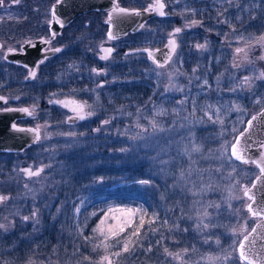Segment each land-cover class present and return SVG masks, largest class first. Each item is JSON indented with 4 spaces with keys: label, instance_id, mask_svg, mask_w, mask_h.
<instances>
[{
    "label": "rangeland",
    "instance_id": "rangeland-1",
    "mask_svg": "<svg viewBox=\"0 0 264 264\" xmlns=\"http://www.w3.org/2000/svg\"><path fill=\"white\" fill-rule=\"evenodd\" d=\"M22 1L12 8L7 0L6 6L0 9V16L16 20L14 16L21 15V8L25 7L24 10L37 14L28 15L26 22L38 17L36 20L48 30L51 6L57 0ZM163 2L167 15L157 25L164 26V23L167 27L149 31L150 34L158 35V41L165 43L175 28L183 30L175 35L176 51L163 67L145 60L148 67L137 69L132 62L139 56L130 54L134 58L129 59L126 55L132 48L118 52L122 45L130 42L128 36L108 40L106 20L109 11L80 15L62 30L63 34L70 35L77 29L93 38L89 40L88 37L85 41V57L82 56L83 60L88 56L95 58L90 61L91 65L85 66L83 61L60 72L61 80L74 75L79 82L86 81L94 98L102 100L101 105L95 107L84 99L73 97L87 102L90 107L86 111L93 112L82 124L68 125V114L58 119L43 109L42 102L63 100L66 94L8 99L5 107L28 106L32 109L35 105L34 115L19 121L22 125L41 126L42 137L24 152L0 153V195L9 197L0 203V224L7 226V230L0 229V264H99L100 257L105 254L103 249L93 251L92 243L84 237L95 236L93 229L105 214L123 219L120 210L129 208L141 209L137 224L140 215L145 211L148 214L141 233L150 226L159 229V235L164 237L181 231L191 235V243L179 245L172 238L160 241L157 232L154 237L159 242L154 241V246L153 242L149 244V249H157L152 258L144 262L137 259L136 262L133 249L119 258L114 257L115 264H239L235 252L227 261L210 258L232 252L233 240L239 243L242 237L234 236L233 228L239 229L246 221L250 231L257 221L246 210L250 201L243 198L241 188L250 187L259 170L254 164L221 158V146L228 142L230 147L249 117L264 107V76H261L264 73V59H261L264 44L257 43L264 35V0ZM119 3L133 9H145L155 0H119ZM193 20L199 23L192 25ZM32 23H28L30 28L25 25L27 33L33 32ZM4 28L6 34L0 33L3 42L0 60L3 61L6 48L11 46L5 36L11 30H7V25ZM104 44H118L116 53L108 60L99 58V48ZM197 44L207 46L198 49ZM238 47L246 49L247 59L245 52H236ZM93 69L102 71L97 74ZM8 74L6 68H0V91L8 89ZM244 77L249 78L250 88L242 83ZM37 81L30 90L40 87L41 82ZM103 81L107 82L104 87L101 86ZM140 86L149 91L144 101ZM145 101L151 105L145 106ZM134 102H137L136 106H133ZM237 106L239 111L234 110ZM217 109L223 124L213 123L205 115L207 112L216 120ZM161 110L164 114L157 115ZM153 119L163 131L153 132ZM105 120L109 123L105 124ZM120 121L125 122L124 126L115 127V122ZM92 122L95 124L88 128ZM138 124L142 127H137ZM143 128H147V132ZM102 137L110 138L108 142H116L117 148L106 147L105 142L98 140ZM193 143L201 151L193 152L189 157L184 154V148L191 149ZM246 165L253 174L248 172ZM41 166H44V172L39 177L29 178L21 171L29 167L36 170ZM141 180L149 183L141 184ZM230 193L232 199H229ZM210 202L220 207L209 208L210 222L204 221L209 223V228L198 229L197 212ZM154 215L157 217L155 223L149 224L147 221ZM224 215L225 219L222 218ZM25 216L29 217L27 221L23 219ZM165 220L167 224H164ZM114 223L116 221L111 218L106 221V224ZM174 224H179L180 230H176ZM57 227L61 234L65 231V247L70 248L64 253L66 259L56 258V253L44 252L23 262L24 259L15 258L18 254L8 246L14 240L17 244L37 243L48 229ZM133 228L122 236L130 235ZM12 236L15 238H10ZM217 239L219 244L215 243ZM120 247L117 245L109 251H119ZM165 248L173 254L179 253L183 260L173 259L166 254Z\"/></svg>",
    "mask_w": 264,
    "mask_h": 264
},
{
    "label": "snow or ice",
    "instance_id": "snow-or-ice-1",
    "mask_svg": "<svg viewBox=\"0 0 264 264\" xmlns=\"http://www.w3.org/2000/svg\"><path fill=\"white\" fill-rule=\"evenodd\" d=\"M20 0H12V3L18 4ZM61 0H57V3H60ZM4 5V0H0V6ZM165 8V4L163 3V0H155V3L150 5L149 8L145 9V11H150L154 10L158 12L160 16H164L165 12L163 9ZM52 19L53 21H56L57 23L60 24L61 27H63V22L60 21L57 16H56V11H55V5L53 6L52 9ZM130 15H140L139 10L135 9H128V8H123L119 7L118 5L114 6L109 13L107 14V20L106 23L109 25V31L107 32V38L108 40H115L118 38V35L114 34L112 31L113 27H116V22L117 19L120 16H130ZM51 23V21H50ZM199 23L198 21H191L192 25H195ZM140 28H143L144 25L141 24L139 26ZM182 31L181 28L177 27L174 29V32L171 34L175 36V34L180 33ZM52 37H55L56 33L52 32L51 33ZM45 44L50 43L48 40L43 41ZM29 45L32 47H35L34 44H32L31 41H28ZM257 43L259 44H264V35L260 36L257 39ZM206 44H197L196 47L198 49H203L206 48ZM168 47L170 48V53L167 56V59H171V53H175L177 43L175 39H170L168 41ZM3 48V45H0V49ZM62 49L60 48H55L53 49L54 52H60ZM102 52L104 53L103 56H101V59H108L112 52L114 51L113 48H101ZM15 51L14 49L9 48L8 52L12 53ZM47 51V49H45ZM145 52L148 53L149 57H151L155 63H157L158 67H163V64H160L159 61L155 60V57L152 55V52L150 49H144ZM237 53L245 52V59H247V54H246V49L244 48H236ZM7 57H5L6 59ZM261 59H264V56L261 57ZM43 61H41L42 63ZM94 72H97V74H100L98 70L93 69ZM30 76L31 78H35L36 72L35 70H30ZM261 76H264V73L261 74ZM206 83V82H205ZM243 84H247L248 87H251V83L249 81L248 77H244L243 79ZM102 86V85H101ZM181 91L183 89H180ZM235 91V89H233ZM18 99V98H17ZM0 101H4V103H7V99L5 97L0 96ZM49 103H54L61 105L62 107L69 109L72 113L75 114L74 117L70 116L68 117L69 120L72 119H79V120H85L88 117L93 115L92 111H86V108H89L90 106L87 105V102H80L77 100H50ZM7 111H20L28 116H33L35 112V105L32 107V109L29 108H21V109H6ZM234 110L239 111V106H237ZM217 112V119L213 120L212 115L209 113H205V115L208 117L209 121H212L213 123H220L223 124V120L219 118V109L216 110ZM164 112L161 110V112L157 113V115H163ZM261 115H264L262 113ZM258 119L257 116H252L251 119L247 122V127L244 129L243 132H240L238 136L234 138V143H231V146L229 147V143L225 142L221 148H222V157L221 158H226L229 161H231L233 158L237 161H240L244 164L248 163H254L256 166L259 168V171L261 173V176H264V151H262L259 155V159H249L246 158L245 152H246V145L241 144V139L245 137L246 133H249L251 129H253V121H256ZM105 124L109 123V121L105 120ZM152 125V130L153 132L156 131H163L164 129L161 128L155 119L151 121ZM137 127H142L141 125H137ZM12 128L17 131H24V132H30L34 134L35 140L38 142L41 139L40 131H41V126H36L35 128H30V129H19L16 127L15 124L12 125ZM147 128H143V131L147 132ZM99 131V129H97ZM235 131V129H233ZM66 135L74 136L75 133H67ZM261 148H264V144L260 145ZM121 151H124V149H121ZM201 149L198 145H195L193 143V146L191 149H189L187 146L184 148V154L191 157V154L193 152H200ZM21 171L29 178L32 177H39L41 173L44 172V166L36 168V170H33L31 167L29 168H23ZM219 171V170H217ZM235 169H233V172ZM184 173L181 172V177H183ZM191 175V171H189V176ZM231 175V173H230ZM260 182V177L258 176L256 178V181L253 182L251 187L249 188L248 186H242L241 191L243 192V198H247L250 203L246 204V210L248 213L251 214L253 218H257V223L255 226L251 229V231H248L247 228V222L245 221L243 224H241L240 228H233L232 234L239 235L242 237L240 239L239 243L235 240H233V250L232 252H228L227 255L223 257H215V258H210V259H216L220 260L223 259L225 261L229 260L232 258L233 252L237 253L236 259L239 261V264H264V200H262L260 203H257L256 199V194L253 192L254 189L257 187V183ZM141 184H148L149 181L147 180H141L139 181ZM27 187V185H25ZM209 188L211 187L210 185L208 186ZM206 189H201V191H204ZM197 193H193V195H196ZM232 194H229V199H232ZM236 199H241V197H235ZM9 197L7 196H2L0 195V203L8 200ZM255 205V207H254ZM220 205L215 204L214 202H210L207 205L203 206L202 211L197 212V228L201 230H207L209 228V223H204L205 220H209L210 222V216L211 214L209 213L208 209L209 208H216L219 209ZM228 207H231V204L228 205ZM77 212H79V209H76ZM112 209H109V212H111ZM123 214V219L121 217H109L107 214H105L104 219L100 220V223L97 225L95 229H93V232L95 233L94 237H84L85 241L92 243L93 245V251L97 249H103L104 255L100 257L99 264H115L114 262V257L119 258L122 253H127L132 251L133 249L137 247H142L143 245L140 243V235H141V229L144 228L145 225V217L148 215L147 212L145 211L143 215H140L138 218V224H137V214L141 212V209L136 208V209H121L120 210ZM36 217V213L33 212V218ZM114 219L116 223L114 224H106V221L108 219ZM156 216L154 215L151 219H149L147 222L149 224H153L156 221ZM25 221L29 219L28 216L23 217ZM164 224H167V221H164ZM133 225H136L135 228H133ZM214 226V225H213ZM176 230H180L179 224H174L173 226ZM133 228L132 232L130 235L126 237H122V234L126 233L128 229ZM0 229H5L7 230V226L4 224H0ZM257 229H260V232L257 231ZM170 231L172 229H169ZM183 231H187V229H183ZM247 233V234H245ZM257 241H261L259 247H257ZM215 243L219 244L220 241L217 239ZM121 246L119 251L115 252H110L109 250L115 246ZM151 249H149L150 251ZM185 252L187 251L186 249L184 250ZM165 252L167 255L172 256L173 259H179L183 260V257L179 253H171L168 251L167 248H165ZM87 259V257L85 258Z\"/></svg>",
    "mask_w": 264,
    "mask_h": 264
},
{
    "label": "flooded vegetation",
    "instance_id": "flooded-vegetation-1",
    "mask_svg": "<svg viewBox=\"0 0 264 264\" xmlns=\"http://www.w3.org/2000/svg\"><path fill=\"white\" fill-rule=\"evenodd\" d=\"M22 2L23 1L20 0L18 4H14L12 3V0H9V6L14 8V7L19 6V4H21ZM6 4H7V0H4V5L0 6V9L4 8ZM24 8L23 7L21 8V11L23 10L21 12V15H19L18 13L16 16H14L16 17V20L7 18V16L5 15L0 16V19H1L0 31H2L0 33L6 34L5 28H4V26L6 25L8 27L7 30L8 31L11 30L10 32H8L7 35H5L6 39L7 40L9 39V41L11 42V46L6 48L7 51H5L4 53V61L0 60V68H4V69L6 68L9 71L8 78H7L8 84H9L8 86L9 92L6 95L5 94H2V95L6 96L8 99L11 97L14 98L18 96L19 97L25 96V98L31 97L32 94L30 93L31 91L30 87L31 85L35 83L36 80H38L37 82H41V83H40V87L36 88V90L34 91V94H35L34 98H37V97H41V98L48 97L49 98L53 96H59V95L66 94L65 95L66 97L63 98V100H75V98L77 97V98H80L81 100L84 99V101L89 102L91 105L95 107L97 105H101L102 100H97L96 98H94L95 96H93V93L91 92V89H90L91 86H88L86 84L87 83L86 81L79 82L78 80L75 79L76 76L74 75L65 77L64 80H61V76H60L61 75L60 72L63 69L70 67L71 65L79 64V62L80 64H82L83 61H85L86 63L85 66L86 65L89 66L91 65L90 61L95 60V58H93L92 56L89 57L88 54L86 55L88 56L86 57V60L82 59V56L84 55L83 54L84 51L80 47V45L81 44L85 45L86 44L85 41L87 40L88 37H89L88 38L89 40L93 39L92 37H90V34H87V33L81 34L79 33V31H77V29H75L72 33H70V35L65 34V33L63 34V31H62L53 40H50L49 38L51 36L50 30L49 29L47 30L46 28H44L43 25L40 24L36 20V18L38 17L34 19L32 18L30 22L28 21L26 22L25 19L29 18L28 15L37 16V14H31L30 11H26L24 10ZM165 10H166V5H165V8L163 9V11L165 12L164 16L156 15L146 20L145 22H143V25H144L143 28H140L136 32H129L127 35L123 36V37L128 36L130 43H128L129 45H122V47L118 49V52H122V53L127 52L128 51L127 48H132V50L128 51L126 55L129 59L131 58L133 59L134 56H139V58L133 59L134 62H132L133 66L136 67L137 69H140V68L143 69V68L148 67L147 62L145 60L154 62V60L151 57H149L148 53L145 52L144 49H150L151 51H158V50L164 49L167 46L168 41L170 39H175V36L172 35L168 39L167 42L163 43V42L158 41V35L155 36V35L150 34L149 32V31H152V32L157 31L159 27L160 28L167 27V24H164L163 22L162 23L164 26L157 25V22H161L160 21L161 18L163 19L164 17H166L167 13ZM31 22H33L32 23L33 32L27 33L29 31H26L25 25H27L28 28H30L29 26L30 24L28 23H31ZM144 29L146 30V32H144ZM108 31H109V25H108ZM182 31L180 33H182ZM121 38H117L115 40H118ZM36 40H42L41 45L43 46L42 48L43 50L47 49V51H49L55 48H60L62 50L60 52H57L54 55L47 56L45 58H40V60L38 61L36 70H35L36 76L35 78H31L30 67L23 65L21 63H18L16 61H10V60L8 61V59L7 58L5 59V57H6V54L8 53L9 48L15 50L12 52V54L21 53L24 55H28V52L26 51L27 49H25V46H28V48H31L32 46H30L28 43V41H31L32 44H34L36 47V44H35ZM44 40H48L50 41V43L44 46V42H43ZM0 45H3V42L0 41ZM103 46L113 47L114 51L112 55H114L116 53V47H118V44L116 45L104 44V45H101L100 48ZM64 48H66V51H64ZM100 48H99V51H100ZM2 49H0V52L2 51ZM102 54L103 53L100 51V54H99L100 59H101ZM130 54H135V55L133 56ZM173 54L174 53L171 54V57L173 56ZM112 55L108 59L112 58ZM101 60H105V59H101ZM133 60H130V61H133ZM155 60L159 61V63L163 65H166L169 62L168 59L165 62L164 61L161 62L160 60H157V59ZM41 61L43 62L41 63ZM155 64L157 65V63ZM101 71L102 69H99V73H101ZM4 77L5 76H3V78ZM140 81L144 82L145 80L141 79ZM101 85L104 87L107 85V82L103 81ZM146 89L147 88L141 87V86L139 88L141 92V96L144 97L142 101L146 100L145 96L147 97L149 93V91H146ZM155 98L156 96H154V99ZM58 100H62V99H58ZM150 105H151V102L145 101V106H150ZM12 107H28V106H12ZM42 107L44 110L49 111V113L52 112V114L57 116L58 119H61L65 114H68V116L66 117V123L68 125H79L84 122V120H80L79 122H76V123L68 122V117L70 116L74 117L75 114L72 113L69 109L62 107L61 105L49 103L46 101V102H42ZM93 124L95 123L92 122V124L89 125L88 128L91 127ZM93 132L95 131L93 130Z\"/></svg>",
    "mask_w": 264,
    "mask_h": 264
},
{
    "label": "water",
    "instance_id": "water-1",
    "mask_svg": "<svg viewBox=\"0 0 264 264\" xmlns=\"http://www.w3.org/2000/svg\"><path fill=\"white\" fill-rule=\"evenodd\" d=\"M54 5H55L57 18L63 22V27H61L59 23L53 21L51 15V25L49 27V30H50V34L52 32L56 33L55 37L59 35L64 28L68 27L69 24L72 23L80 15H84L92 11H110L116 5H118L119 7L127 8L122 6L121 3H119V0H61L60 3L56 2L53 4V6ZM53 6H51L52 9ZM52 9H51V13H52ZM128 9H133V8H128ZM135 10H139L140 15L120 16L117 19V21H115L117 26L113 27L112 31L114 34L118 35V38L127 35L129 32L138 31L140 29L139 26L143 24V22L156 15H159L158 12L154 10H150V11H145V9H135ZM55 37H52L51 35L49 38L50 40H53ZM41 42L42 40H36L35 41L36 47L28 48V46H25L28 55H24L21 53L12 54L8 52L6 54V57L8 61L9 60L16 61L18 63L30 67L31 70H36L40 58H45L47 56H51L57 53L54 52L53 49L49 51L43 50L42 49L43 46L41 45ZM46 45L47 44L44 43V46ZM101 48L100 51L102 52ZM103 48H113V47L103 46ZM151 52L152 55L155 57V59L160 60L161 62L162 61L165 62L167 60L168 54L170 53V48L168 47L167 44V46L164 49L158 51H151ZM103 55L104 53L102 54V56ZM0 96L5 97L8 103V98L6 96L2 94H0ZM7 103H4V101H0V153L2 154L21 153L24 152L26 149L30 148L32 145L36 144L37 141L35 140L34 134L30 132L14 130L12 128V125L15 124L16 127L19 129H30V128H35L36 126L22 125L18 122L21 119H26L31 116H28L27 114L20 111L6 110V109H21V108H29V107H5ZM262 113H264V107L261 110L257 111L256 113H253L249 117L248 121L251 119L252 116H257L258 119L252 122L253 129H251L249 133H246L245 137L241 139V144L246 145V149H247L245 152V156L246 158L249 159H259L260 153L264 151V148L260 147L261 144H264V115H261ZM79 121H80L79 119H75V118L72 120L68 119V122L70 123H76ZM246 127H247V123L245 128ZM244 129L241 132H243ZM239 133L236 136H238ZM40 135L42 137L41 131H40ZM234 142L235 141H233V143ZM235 161L240 164H244L240 161L237 160ZM248 164H254V163L250 162ZM254 165L256 166V164ZM257 169L259 170L258 167ZM258 176L260 177V182L257 183V187L256 189L253 190V192L256 194L257 203H260L262 200H264V176H261V173L259 171L258 175L254 178L253 182L256 181V178ZM257 231L260 232V229H257ZM260 243L261 241H257V247H259Z\"/></svg>",
    "mask_w": 264,
    "mask_h": 264
},
{
    "label": "trees",
    "instance_id": "trees-1",
    "mask_svg": "<svg viewBox=\"0 0 264 264\" xmlns=\"http://www.w3.org/2000/svg\"><path fill=\"white\" fill-rule=\"evenodd\" d=\"M50 2V1H49ZM48 2V3H49ZM83 46L84 44H81L80 47L83 49ZM80 63V62H79ZM36 89H33L31 91H33V94H32V97L34 99V91ZM2 94H8V89L6 91H0ZM19 123L22 124V121H19ZM115 124H117L115 127H119L121 126H124L125 122L124 121H120V122H115ZM98 140H101L102 142H105L106 144V147L108 146L111 150H115L117 148V144L116 142H108L110 141V138L108 137H102V138H99ZM247 167V170L249 173H251V168L246 165ZM254 170V169H253ZM247 172V173H248ZM253 174V173H251ZM223 219L226 218V215L222 216ZM64 223V221H63ZM61 224V225H65V224ZM65 228V227H63ZM59 229L57 227L54 228V229H48V232L46 231L43 236H42V240L40 239L37 243H34V244H25L24 242H20V243H16L14 241H11L8 243V246L9 247H12V252L14 253H17L18 256L15 257L16 259H24L22 260L23 262H25L28 258L34 256V254H40V253H56L58 254L56 256V258H64L66 259V255L64 256V253L65 251H68L70 248L68 247H65L66 245V235H65V231L63 230V233L61 234V231L59 232ZM59 232V235H58V232ZM158 232V238H161L160 241H163V239L165 240L166 238H172V240L176 241V242H179L178 244L181 245V244H188V243H191V235L189 233H184V232H181V231H176L174 233H171V234H167L164 236H160L161 232L158 230H156V228L154 226H150V228H146L145 231H143L140 235V243L143 245L142 247H137L135 248V251L134 253H136L135 255V259L136 262H137V259L139 261H145L149 258H152V254L155 250H157L156 248L149 251V244L151 242L154 243V241H158L159 242V239H157V237L155 235V233ZM160 234V235H159ZM167 236V237H166ZM171 236V237H169ZM125 237V235L122 236V238ZM10 238H15V237H10ZM167 241V240H166ZM155 245V243L153 244V246ZM122 263V262H121ZM123 264V263H122Z\"/></svg>",
    "mask_w": 264,
    "mask_h": 264
},
{
    "label": "bare ground",
    "instance_id": "bare-ground-1",
    "mask_svg": "<svg viewBox=\"0 0 264 264\" xmlns=\"http://www.w3.org/2000/svg\"><path fill=\"white\" fill-rule=\"evenodd\" d=\"M133 106H136V103L135 102L133 103Z\"/></svg>",
    "mask_w": 264,
    "mask_h": 264
}]
</instances>
